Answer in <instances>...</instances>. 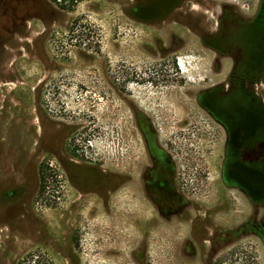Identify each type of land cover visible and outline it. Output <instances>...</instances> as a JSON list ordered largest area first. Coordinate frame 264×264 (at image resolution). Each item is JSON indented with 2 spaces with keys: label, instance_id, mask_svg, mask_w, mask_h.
<instances>
[{
  "label": "rangeland",
  "instance_id": "rangeland-1",
  "mask_svg": "<svg viewBox=\"0 0 264 264\" xmlns=\"http://www.w3.org/2000/svg\"><path fill=\"white\" fill-rule=\"evenodd\" d=\"M233 19L264 37V0H0V264H264V112L228 89Z\"/></svg>",
  "mask_w": 264,
  "mask_h": 264
},
{
  "label": "flooded vegetation",
  "instance_id": "flooded-vegetation-1",
  "mask_svg": "<svg viewBox=\"0 0 264 264\" xmlns=\"http://www.w3.org/2000/svg\"><path fill=\"white\" fill-rule=\"evenodd\" d=\"M235 21L236 19L232 20L231 26L240 29L243 33L250 34V38L246 40L247 43L240 47L239 76L237 80L229 81L233 87L228 89L230 92L239 93L245 103L247 101L251 102L255 112L262 114L264 111L263 97L253 85L257 86L264 83V37L254 33V30L257 28L256 22L247 24L239 22V24H235L233 23ZM256 147H260V144L256 143ZM162 181L159 177L157 180L158 186L162 185ZM164 212L166 213V211ZM181 213L180 209L178 211L174 210L172 211V216L183 217Z\"/></svg>",
  "mask_w": 264,
  "mask_h": 264
},
{
  "label": "trees",
  "instance_id": "trees-1",
  "mask_svg": "<svg viewBox=\"0 0 264 264\" xmlns=\"http://www.w3.org/2000/svg\"><path fill=\"white\" fill-rule=\"evenodd\" d=\"M56 6L67 11H74L76 7L84 0H50ZM72 31L79 33L80 25H78V19L72 21L71 26ZM264 112V111H263ZM38 175H39V188L38 196H41L47 202L52 201L51 197H55V186L60 183L59 173L53 164L47 160H43L38 165ZM246 259L239 264H258L255 256L251 253L244 256ZM225 257L216 260L215 264H224ZM243 260V259H241ZM16 264H53V262L43 253L37 251H32L27 253L25 256L20 258Z\"/></svg>",
  "mask_w": 264,
  "mask_h": 264
}]
</instances>
